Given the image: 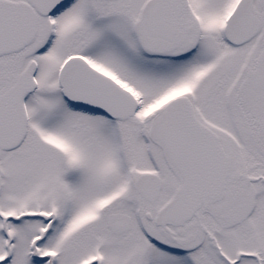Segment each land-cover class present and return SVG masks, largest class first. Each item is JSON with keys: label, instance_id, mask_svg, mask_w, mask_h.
Returning a JSON list of instances; mask_svg holds the SVG:
<instances>
[{"label": "snow or ice", "instance_id": "snow-or-ice-1", "mask_svg": "<svg viewBox=\"0 0 264 264\" xmlns=\"http://www.w3.org/2000/svg\"><path fill=\"white\" fill-rule=\"evenodd\" d=\"M0 264H264V0H0Z\"/></svg>", "mask_w": 264, "mask_h": 264}]
</instances>
